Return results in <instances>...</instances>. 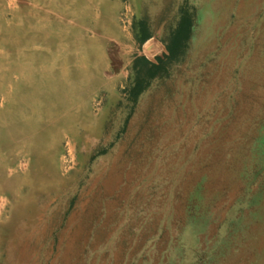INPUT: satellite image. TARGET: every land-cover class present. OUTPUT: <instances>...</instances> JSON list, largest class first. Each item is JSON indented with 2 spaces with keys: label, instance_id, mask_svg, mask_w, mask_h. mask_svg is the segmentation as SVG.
Here are the masks:
<instances>
[{
  "label": "rangeland",
  "instance_id": "rangeland-1",
  "mask_svg": "<svg viewBox=\"0 0 264 264\" xmlns=\"http://www.w3.org/2000/svg\"><path fill=\"white\" fill-rule=\"evenodd\" d=\"M184 8L191 33L172 57ZM150 16L144 0H0V225L38 176L70 181L54 253L93 167L157 88L169 113L135 130L140 174L106 196L71 264H264V0H166Z\"/></svg>",
  "mask_w": 264,
  "mask_h": 264
},
{
  "label": "bare ground",
  "instance_id": "bare-ground-1",
  "mask_svg": "<svg viewBox=\"0 0 264 264\" xmlns=\"http://www.w3.org/2000/svg\"><path fill=\"white\" fill-rule=\"evenodd\" d=\"M144 1H146L147 4H149V10H150V15H151L150 17H153L154 18L153 20H156L157 16L158 17L161 16V14L164 12V7H165V1L166 0H144ZM199 13H200V11H199ZM257 39H258V36H257ZM195 42H196V39H194L193 42H192L193 43V49H191L192 51H198V47L195 46ZM90 48L92 49L91 51H93V48L92 47H90ZM94 57H96V56H94ZM103 58L105 60V57H103ZM229 63H230V60H229ZM103 64H104V62H103ZM246 65H243V67L246 66ZM145 66H146V64H145ZM96 71H97V69H96ZM173 79L176 80L175 77H173ZM245 86H246V82H245ZM164 92L165 91L163 89L159 90L157 88H154L153 90H151L149 92V94L142 100L141 104L139 105V107L137 109V112L135 114L136 116L133 118V121H132V123L130 125L129 132H128L127 136L125 137V139L123 140V142L120 145L118 144L119 146L117 145L118 147L114 151H112L111 153L109 152L110 155L108 157H106L104 160L98 162L93 167L92 173L90 174L91 175V180L89 181V185L87 186L88 190H87V192L82 191L81 193H79L80 195L78 194V196H79L78 202H77V204H76V206L74 208V211H73L72 215L70 216V218H69V220L67 222L66 229L63 232H61V233L59 232L60 233L58 235L59 242H57L58 246L56 248V251H54V253H53L54 249H52V245L50 247V250L48 248L47 252L45 250L43 251L44 242L46 243V241L48 240L50 235H52V236L54 235L55 227H56V222L54 223V221L57 220L60 217V215H62V212L65 210V208H66V206H67V204L69 202L70 194H71V191H72V188H69L70 187V181H67L66 185H65V183L64 184L60 183V185H58V186L56 185L55 186L54 184L41 183L40 182L41 178L38 176L37 179L39 181H38V183L36 182L35 184L38 186V188H40L39 189L40 193L38 195H34L33 191L29 192V190H27L25 192L26 193L25 195L17 197V198H20V199H18V202L15 203L14 206L10 209V210H12L11 211L12 216L10 218L11 219L10 223H8L9 224L8 227H4L5 226L4 225L3 226L4 228H3L0 225V252L3 251L2 248L5 246L6 247L4 249L5 251H3L2 253H6L7 254V258L4 261H0L1 262L0 264H71L73 253L76 250V247L78 246V244L80 242V239L83 240V235H86L85 232H87V228H88L89 224L95 219L96 213L101 210V207L104 206L105 203H106V206H107V210L110 212L111 204L110 203L107 204V202L104 201V199L107 198L106 196L111 194L114 190L118 189L122 182L125 183L129 179L133 180L134 179L133 177H136V176H138L140 174V170H138V159L134 160L133 158L135 156V151L138 150L139 144L142 142V139H141L142 137H138L137 138V136L134 135V133H135V130H136L138 124L144 119V116H146V118L150 117L151 118L150 121L152 123L153 122L156 123V122L161 121L163 118H165L168 115V113H169L168 108L169 107H168L167 104H166L167 106L165 105V101H164L165 99L164 98L166 96H164L165 95ZM201 100L204 102V98H201ZM111 105H114V104H111ZM105 113L107 114V112H105ZM36 115H37V113H36ZM26 119H24V121ZM145 122H147V121H145ZM69 124H70V122H69ZM69 126H71V125H69ZM76 127H77V125H76ZM64 129H66V128H64ZM88 130H89V128H88ZM30 132H31V130H30ZM59 134L61 135V133H59ZM97 134H99V132ZM25 138H26V136H25ZM79 141H81V140H79ZM86 142H88V141H86ZM90 143L91 144L87 147L85 152L82 153V156H81V159H80L81 165H84V163H86V159H88L87 158L88 156H90L91 154H93L97 150H100L98 146L94 145L96 142L94 143L92 141V139H91ZM100 144H102V143H100ZM19 145H21V144H19ZM46 151H47V149H46ZM24 152H26V151H24ZM126 152H128V153L125 155ZM20 155H22V154H20ZM45 165H46V163H45ZM13 175H15V174H13ZM44 176H46V175H44ZM11 177H12V175H11ZM18 179H15V181H14V183H15L14 186L15 187L17 186ZM25 180H26V178H25ZM27 183H29V182H27ZM33 184H34V182H33ZM26 188H28V184H27ZM46 192L52 193L53 196L52 195H47ZM87 195H88V198H87ZM131 195H133V194H131ZM9 200H10V198H9ZM102 211H103V209H102ZM2 253L0 255H2Z\"/></svg>",
  "mask_w": 264,
  "mask_h": 264
},
{
  "label": "trees",
  "instance_id": "trees-1",
  "mask_svg": "<svg viewBox=\"0 0 264 264\" xmlns=\"http://www.w3.org/2000/svg\"><path fill=\"white\" fill-rule=\"evenodd\" d=\"M192 20H193L192 12H190L188 8L182 9L181 19H180L178 28L174 34L173 41H172V46H173L171 50L172 57H175L181 54V50L185 47V44L190 37L191 28H192ZM147 40H148V35L146 31H144L142 41L146 42ZM165 56L166 55H162V58H164ZM162 58H160L159 60L161 61ZM152 67L155 68V70H159L160 68L159 66H155V65H153ZM150 74H151L150 76L153 77L155 75V72H152ZM138 86L139 87H136V90L134 92L135 99L138 98L145 89V86H143L141 83H139Z\"/></svg>",
  "mask_w": 264,
  "mask_h": 264
}]
</instances>
